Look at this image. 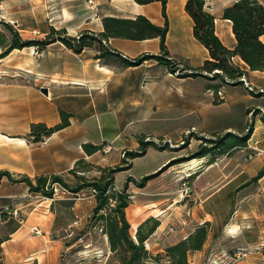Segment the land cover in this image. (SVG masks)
Instances as JSON below:
<instances>
[{
    "label": "rangeland",
    "instance_id": "obj_1",
    "mask_svg": "<svg viewBox=\"0 0 264 264\" xmlns=\"http://www.w3.org/2000/svg\"><path fill=\"white\" fill-rule=\"evenodd\" d=\"M231 1L205 0V9L215 17V21H220L222 10ZM96 3L99 4L98 7L95 6ZM184 3L185 0H167L169 32L166 46L168 59L173 63L172 70H166L155 61L147 60L141 65L138 64V68L119 75L117 90L113 92L116 97L111 98L120 100L125 109L123 115L126 113L127 117L133 119L127 122L126 136L122 137L123 144L119 146L115 142L113 146L105 145L92 156H87L82 148L84 155L80 159L83 163L76 168V175L91 180L100 177V169H123L114 175V187L118 192L126 189V194L129 195V206L125 213L132 239H135L137 228L146 220H157L159 226L167 220L168 224L160 231L156 228L143 244L152 257L147 259L146 264H169L165 257V248L181 241L180 235L187 238L200 226L195 224V219L203 213L201 204L204 210L209 208L213 212V223L207 227V240L201 251L188 255L189 264H264L261 253L264 244H261V238L255 239L256 231H264V212L261 209L254 218L246 217L249 223L243 226L246 232L253 231V234H248L253 237L237 239V235H230L226 231L227 224L236 219L240 208L237 199L241 193L257 192L260 187V179L251 183L250 181L264 169V160L258 150V141H264V87L255 86L243 77L252 91L242 85H224L220 89L223 96L220 99L208 89L213 85L220 87V81L210 78L212 75L205 72L202 73L203 76H191L208 59V54L192 37V23L184 13ZM114 7H117L116 3L106 0H0V41L6 43L8 48L13 39L7 24L22 41H45L46 36L51 33L49 37L60 46L58 37H78L86 32L81 27L87 18L91 19L94 27L98 25V19L102 25L103 18L117 17V13L110 12ZM63 10L69 13V20L58 16ZM152 16L161 18L160 12L159 15L152 13ZM221 22L225 23L222 20ZM52 30L60 34H52ZM7 48L2 49L0 55ZM84 51L87 49L81 53ZM39 52L42 51L37 47H25L15 49L0 59V87L4 89L0 91L1 123H6V115L12 112L7 108V102L13 100L10 94L13 89L27 86L36 90L35 94H42L38 89V77L35 73ZM159 53L158 50L152 55ZM232 62L245 70L235 58ZM117 69L123 70L119 67ZM24 71L35 74L29 76ZM7 90L10 91V97H7ZM32 106L34 117L48 119L50 110L46 103ZM58 110L59 124L62 121L60 113L66 111L60 107ZM38 123L41 122L31 121L29 131L23 137L31 149L39 148L44 143V140L41 144L34 143L31 136V126ZM7 130L4 128L3 131ZM227 134L245 137L246 146L234 148L224 154L211 152L209 156L199 158L198 153L202 149H212L211 141L227 139L230 137ZM137 140L149 141L155 146L147 147L143 157L125 163L124 152L139 151ZM1 141L5 145L25 147L20 140L0 136ZM211 158L212 161L209 162ZM187 163L191 165L185 171L182 166ZM158 164L160 165L156 166ZM73 167L74 164L71 169ZM68 171L58 176L69 186H74L78 180ZM9 173L13 180L27 177L34 181L36 177L52 176L41 174L29 177L15 172ZM146 177L149 178L143 183ZM227 181L231 183L229 194L224 192L214 202H203L208 194L202 191H213ZM207 183L212 185L211 190H205ZM244 184L248 186L241 188ZM54 186L58 188L55 194ZM64 191L66 190L54 184L51 199L30 193L25 184H12L3 179L0 182V196L11 197L0 198V212H3L0 214V241L8 240V232L19 226L18 220L47 217L45 224L49 225L54 218L51 227L46 229L45 225L43 228L40 226L39 234L34 235L35 231L30 232L29 236H41L47 230L50 240L59 243L58 248L48 249L49 255H57L58 264H122L117 255L109 251L101 222L92 220V210L96 202L87 194L90 190L83 189L78 195H68ZM92 195L94 196L93 193ZM255 198L256 196L251 200L256 201ZM246 208L258 210L256 202L249 203ZM107 212L102 211V214ZM207 219L210 220L208 217ZM36 226L37 224H32L30 229ZM149 227L150 225H146L142 233L145 234ZM4 242L0 244V264H13L5 262L8 248ZM70 244L72 247L66 250V246ZM22 262L14 263L24 264Z\"/></svg>",
    "mask_w": 264,
    "mask_h": 264
},
{
    "label": "crops",
    "instance_id": "obj_2",
    "mask_svg": "<svg viewBox=\"0 0 264 264\" xmlns=\"http://www.w3.org/2000/svg\"><path fill=\"white\" fill-rule=\"evenodd\" d=\"M106 1H112V3L117 4V7L110 10V12L117 13L120 16L116 18L133 19L141 15L148 18L151 22L153 21L152 23L155 25L161 26L163 23V20L161 21L162 18H159V16H152V13H158L159 15V3L138 5L132 0ZM91 2L94 4L93 1ZM98 5L96 3L95 6L98 7ZM66 13L69 14L68 12ZM61 14L63 15V13H60V15L58 13V16L61 17ZM61 18L63 19V17ZM92 26L93 22H91L90 18H87L81 28L84 31L95 34L102 32L100 19H98V25ZM69 28L72 30L71 26ZM103 43L112 51L128 59H135L145 54L152 55L159 50V42L157 39L145 41L109 39L107 42L103 41ZM5 48H7L6 43L3 44L0 41V53ZM95 55L96 52L94 49H87V51L81 54H74L70 50L65 49L61 44L59 46L56 43H52L44 51L38 53L36 60L37 66L35 73L38 77L37 86L38 89L45 88L47 90V96L42 94L37 95L35 94L36 90L27 86H23L20 89H13L12 93L7 90V97H10V93L13 98L11 102H7V108L12 110V112L6 115V123L0 122V136L12 140H20L24 143L25 147L12 144L5 145L1 141L0 170L5 169L11 173L15 172L29 177L41 174L59 175L70 170L73 164L83 157L82 145L85 143L95 146H100L103 143L113 146L115 142L119 146L123 144L122 137L126 136L127 122L133 119L127 117L126 113H124V116L123 111L125 109L123 103L111 97H116V94L113 92L117 90V78L119 75L122 72H128L138 67L118 70L117 66L105 65L99 60H95ZM23 68L25 69L26 67ZM245 71L247 72L245 77L250 80L251 84L264 87V72H250L246 67ZM24 72L27 73L30 71ZM35 73L31 72V74H27L33 76ZM2 90L4 89L0 87V91ZM31 97H34V99L31 100ZM41 102L49 106L48 119L36 118L32 114V104ZM59 107L63 108L71 116L69 127L45 139L39 148L31 149L29 143L23 138L29 131L30 122H41L47 124L49 127L57 125L59 121ZM4 128L8 130L3 131ZM258 150L260 152L259 155L264 160V141H258ZM211 167L212 165L209 166V169ZM260 182V187L257 192L244 191V193H241L237 199L240 208L236 213V219L234 221L232 220L226 226L227 232L230 231V228L234 232H238L237 239L253 237V235H248L253 234V231L246 232L243 227L249 223L246 217L254 218L257 216L256 212L260 209V211L264 212V185H261L264 184V178H261ZM230 184L227 181L213 191H202L208 194L203 199V202H214L224 192L229 194L231 192L229 190ZM211 187L212 185L207 183L204 188L205 190H209ZM64 192L68 195H74L66 191ZM87 194H89L90 198L94 199L95 203L92 192L89 191ZM255 196L256 201H252V197L254 198ZM9 197L11 195L0 196V198ZM252 202H256L258 210H255V208H246ZM174 205L176 203L172 204L170 208L174 207ZM200 208H202L203 213L195 219V224L202 225L208 222L211 225L213 223V212L209 208H205L208 209L207 211L204 210L202 204ZM46 219L47 217L36 220L32 218L26 221L18 220L19 226L8 232V240L4 242V245L8 248L5 255L6 263L11 262L15 264L14 262L21 263L23 261L22 263L24 264H58L57 255L55 253H50L49 255L48 249L53 247L58 248L59 243L58 241L50 240L47 230H45L46 233L44 235L29 236L30 232L34 233L35 231L38 233L34 235L39 234L41 231L38 230V227L40 228V226L43 228L45 225L46 229L51 227L54 218H52V222L49 225L45 224ZM166 222L167 220L165 223L162 222L157 230H162L168 224ZM184 222L186 221L184 220ZM32 224H37V226L30 229ZM256 232L255 239L258 237L261 238V244H264V231ZM184 239L185 237L180 235L179 240ZM71 247L66 246L65 249L68 250ZM30 258L32 259L29 260Z\"/></svg>",
    "mask_w": 264,
    "mask_h": 264
},
{
    "label": "trees",
    "instance_id": "obj_3",
    "mask_svg": "<svg viewBox=\"0 0 264 264\" xmlns=\"http://www.w3.org/2000/svg\"><path fill=\"white\" fill-rule=\"evenodd\" d=\"M138 5H149L152 3L160 4V16L163 20L161 26L153 24L148 18L138 15L133 19H124L116 17H105L102 19V32L95 34L85 32L78 37H58V41L74 54H81L85 49H94L96 55L95 60H99L102 64L109 66H117L121 69L136 67L144 61L153 60L157 65L164 67L166 70H172V61L168 59L169 52L166 46V37L169 32V22L166 13L167 0H132ZM184 13L192 23V37L208 54V59L203 62L202 66L192 73L191 76H203L202 73H209L210 78L221 82V86H211L209 91L216 94L224 85H243L239 80L246 76L247 72L236 66L232 60L240 59L250 72H264V0H232L226 6L220 15L222 21H228L231 25V32L235 45L233 50L225 47L215 32V17L206 11L205 0H185ZM8 30L13 34L10 46L0 55V59L4 58L8 53L15 49H23L25 47H37L43 51L49 44L56 41L51 39L48 34L45 41H22L16 32L7 25ZM52 34H60L58 31H51ZM109 39H123L130 41H145L157 39L159 42V55H141L135 59H128L120 54L112 51L103 41ZM211 89V90H210ZM71 116L63 111L60 113L61 123L47 127L43 123L31 126V136L34 143L41 144L43 140L51 137L54 133L63 130L70 125ZM227 139H218L211 141L212 149H202L198 156L205 158L211 152L228 153L234 148H242L246 146L245 137H236L232 134ZM230 139V140H229ZM138 152H124L126 158L125 163L144 155L147 147L153 144L149 141L138 140ZM106 144L95 146L89 143L82 145L83 151L87 156H92L101 151ZM155 146V145H153ZM162 150V148H159ZM209 150V151H208ZM209 162L212 161L208 160ZM82 159L74 163V167L68 173L78 183L69 186L62 177L52 175L50 177H36L31 181L27 177L13 180L7 171H0V182L6 179L12 184H25L30 193L38 194L46 198L52 199V186L59 185L71 194H78L81 190L88 188L95 198L96 205L92 210V220L101 222L102 232L107 238L109 251L115 253L122 264H146L147 259L152 258L144 249V242L151 236L155 229L158 228L157 220L148 219L137 228L135 239L129 235L130 225L126 219L125 210L129 206V195L126 189L118 192L114 187V175L121 168H103L100 169L101 175L98 178L87 180L82 175H76V168L82 164ZM208 163V162H207ZM149 177L143 179V183ZM264 178V169L250 181L255 182ZM34 182V183H33ZM249 184V183H248ZM248 186L242 185L241 188ZM108 211L103 213L102 211ZM3 214V212H0ZM150 225L145 234L142 229ZM209 223H204L197 227L194 232L184 240L165 248V257L169 264H189L188 255L190 253L201 251L207 240V227ZM4 240L0 241V244ZM73 244V243H72ZM70 244L69 246H71ZM262 256H264V248H262Z\"/></svg>",
    "mask_w": 264,
    "mask_h": 264
},
{
    "label": "bare ground",
    "instance_id": "obj_4",
    "mask_svg": "<svg viewBox=\"0 0 264 264\" xmlns=\"http://www.w3.org/2000/svg\"><path fill=\"white\" fill-rule=\"evenodd\" d=\"M167 9L169 11V6H167ZM61 17H63V19H65V20H68L69 19L68 14L65 12V10H63V15L61 14ZM215 25H216V34H217V36L219 37V39L221 40V42L223 43V45L225 47H227V48L230 49V47H232L233 44H235L234 43V38H233V35H232V32H231L230 22L225 21V23H222L221 20L220 21L216 20L215 21ZM235 60H238L239 63H241L245 67V65L240 61V59L235 58ZM102 71H104V70H102ZM27 73L28 74H31V72H27ZM193 163H195V161ZM190 165H191V163H187V164H185V165L182 166V169H185V171H188L189 170L188 168H190ZM229 234L230 235H234L235 234V235L238 236V233L237 232H234L231 228H230ZM235 237H233V238H235Z\"/></svg>",
    "mask_w": 264,
    "mask_h": 264
},
{
    "label": "built area",
    "instance_id": "obj_5",
    "mask_svg": "<svg viewBox=\"0 0 264 264\" xmlns=\"http://www.w3.org/2000/svg\"><path fill=\"white\" fill-rule=\"evenodd\" d=\"M241 79L244 80V83H243V85L245 84L244 87L247 88L249 91H250V90L252 91V88L250 89V88H249V85L245 83V79H244V78H241ZM216 96H217L218 98H220V99L223 98V96H222V92H221V91H218V92L216 93ZM198 160H199V159H198ZM198 160H197V162H198ZM200 162H201V161H199V163H200ZM197 164H198V163H197ZM57 191H58V188L54 186V187H53V192H54V194L57 193ZM36 233H38V232L36 231Z\"/></svg>",
    "mask_w": 264,
    "mask_h": 264
},
{
    "label": "water",
    "instance_id": "obj_6",
    "mask_svg": "<svg viewBox=\"0 0 264 264\" xmlns=\"http://www.w3.org/2000/svg\"><path fill=\"white\" fill-rule=\"evenodd\" d=\"M231 50H233V49H231ZM241 83H244V80L243 79H240L239 80ZM40 92L43 94V95H45V96H47V90L45 89V88H41L40 89ZM134 238V237H133Z\"/></svg>",
    "mask_w": 264,
    "mask_h": 264
}]
</instances>
